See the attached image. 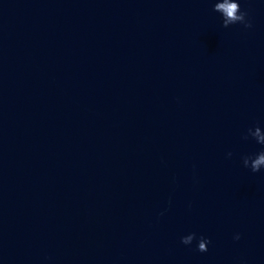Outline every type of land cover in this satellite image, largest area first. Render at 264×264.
<instances>
[{
  "label": "water",
  "instance_id": "1",
  "mask_svg": "<svg viewBox=\"0 0 264 264\" xmlns=\"http://www.w3.org/2000/svg\"><path fill=\"white\" fill-rule=\"evenodd\" d=\"M216 2L0 0V264H264V0Z\"/></svg>",
  "mask_w": 264,
  "mask_h": 264
},
{
  "label": "clouds",
  "instance_id": "2",
  "mask_svg": "<svg viewBox=\"0 0 264 264\" xmlns=\"http://www.w3.org/2000/svg\"><path fill=\"white\" fill-rule=\"evenodd\" d=\"M214 12L219 13L222 19V27L228 28L231 25L240 24L243 25L244 28H251V22L247 18L248 14L245 11H241L240 4L237 0H217L214 4L213 9ZM256 131L253 135H249L252 129H248L247 136L244 139H247L249 136L256 141L257 144L264 146V136L260 135V128L255 127ZM231 156V153L228 154ZM243 166L245 168H250L253 173L264 169V150L256 153L254 156L249 155L242 158ZM163 215V213H161ZM197 241V251L203 253L207 251L206 245L210 243L209 240L204 237H196L195 233H190L186 236L181 237L180 243L188 246L191 245L193 240ZM235 240H239L240 236L237 234L234 236Z\"/></svg>",
  "mask_w": 264,
  "mask_h": 264
}]
</instances>
